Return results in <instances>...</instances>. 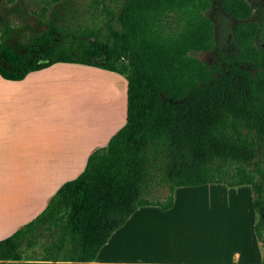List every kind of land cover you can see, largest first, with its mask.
<instances>
[{
	"label": "trees",
	"instance_id": "trees-1",
	"mask_svg": "<svg viewBox=\"0 0 264 264\" xmlns=\"http://www.w3.org/2000/svg\"><path fill=\"white\" fill-rule=\"evenodd\" d=\"M56 63L124 77L125 124L0 264H90L139 208L211 184L250 187L264 264V0H4L0 76Z\"/></svg>",
	"mask_w": 264,
	"mask_h": 264
},
{
	"label": "crops",
	"instance_id": "crops-1",
	"mask_svg": "<svg viewBox=\"0 0 264 264\" xmlns=\"http://www.w3.org/2000/svg\"><path fill=\"white\" fill-rule=\"evenodd\" d=\"M87 75H93L88 77L91 82H86ZM81 82L89 91V107L83 109L78 101L87 93L82 92ZM108 83L112 86L106 98L104 84ZM126 89L120 75L80 64L56 63L19 81L0 76V241L41 213L64 183L82 173L89 156L105 147L125 124ZM254 218L246 225L250 238ZM187 219L178 212L174 198L166 211L141 207L90 264H213L211 244L204 256L182 254V242L191 236L212 238L200 229V222L197 230L185 224ZM152 232L156 235L154 254L147 251ZM252 243L256 259H243L236 253L238 264H261L257 245Z\"/></svg>",
	"mask_w": 264,
	"mask_h": 264
},
{
	"label": "rangeland",
	"instance_id": "rangeland-1",
	"mask_svg": "<svg viewBox=\"0 0 264 264\" xmlns=\"http://www.w3.org/2000/svg\"><path fill=\"white\" fill-rule=\"evenodd\" d=\"M3 3L4 0H0V17L3 16ZM14 17L16 18V16ZM222 22L220 27L225 28L228 26L226 25L227 21L222 20ZM198 58L207 60L209 56L200 54ZM82 77H84V75ZM88 77H93V75H87V77H85V80H87L86 82H91ZM121 83L119 81L120 92L122 88ZM84 85L86 84L81 82L80 88L82 86V92H86L87 97L83 95L78 101V106L82 109L84 107H89L88 86ZM104 85H106L105 96L107 98L109 86L112 85H110V83ZM95 89L98 91V88ZM120 92L119 94L116 93L117 100L120 96ZM174 193L173 198L175 199L178 212L188 216L185 224L187 223L190 228L199 230L196 224L200 222V229H206L208 232L207 235L212 236V238L201 237L200 239L199 237L194 238L191 236L192 238L190 241L187 242V240H184L183 242L185 243L182 242L181 246L183 251L182 254L192 256V258L204 256V250L206 251L205 248L207 247L208 252V245L211 244L213 264H238V261L234 259L236 253H239L243 259L245 257H248L247 259L249 260L256 259V250L252 243L255 241L259 253L258 257H260L261 260L262 249L256 240H254L252 231V237L250 238V233L248 234L247 230L249 221H252L253 216H255L254 223L256 221L255 212L251 207L252 192L249 186L228 188L220 184H211L195 188H177L176 193ZM196 216H198L199 219L203 217L205 219L195 221L194 217ZM203 223L206 224V227H202ZM192 224L194 226L191 227ZM155 239L156 235L153 232L148 234L147 251L151 254H154L152 252L156 253Z\"/></svg>",
	"mask_w": 264,
	"mask_h": 264
}]
</instances>
